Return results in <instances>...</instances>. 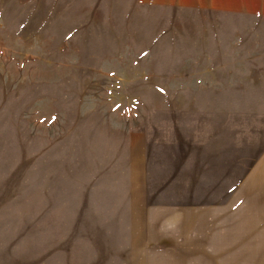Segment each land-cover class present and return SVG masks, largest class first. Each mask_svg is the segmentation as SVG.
Here are the masks:
<instances>
[{
  "label": "rangeland",
  "instance_id": "374dc122",
  "mask_svg": "<svg viewBox=\"0 0 264 264\" xmlns=\"http://www.w3.org/2000/svg\"><path fill=\"white\" fill-rule=\"evenodd\" d=\"M0 264H264V0H0Z\"/></svg>",
  "mask_w": 264,
  "mask_h": 264
}]
</instances>
